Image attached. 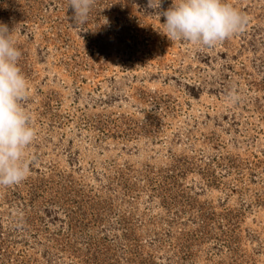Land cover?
Returning <instances> with one entry per match:
<instances>
[{"label": "rangeland", "instance_id": "1", "mask_svg": "<svg viewBox=\"0 0 264 264\" xmlns=\"http://www.w3.org/2000/svg\"><path fill=\"white\" fill-rule=\"evenodd\" d=\"M170 41L147 0H0L34 142L0 187V264H264V0ZM172 0H162L166 10Z\"/></svg>", "mask_w": 264, "mask_h": 264}, {"label": "clouds", "instance_id": "2", "mask_svg": "<svg viewBox=\"0 0 264 264\" xmlns=\"http://www.w3.org/2000/svg\"><path fill=\"white\" fill-rule=\"evenodd\" d=\"M73 25L79 27L95 0H68ZM146 8L165 18L160 33L170 41H182L201 48H214L241 32L248 20L227 0H172L162 10V0H147ZM17 27L0 23V187L22 183L28 175L26 149L36 131L32 116L25 110L30 99L28 81L19 67L21 51L14 34Z\"/></svg>", "mask_w": 264, "mask_h": 264}]
</instances>
